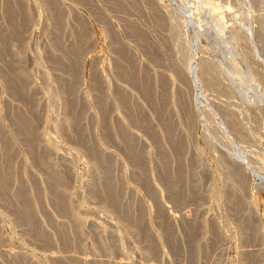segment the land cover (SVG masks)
<instances>
[{"label":"rangeland","instance_id":"1","mask_svg":"<svg viewBox=\"0 0 264 264\" xmlns=\"http://www.w3.org/2000/svg\"><path fill=\"white\" fill-rule=\"evenodd\" d=\"M78 1L82 3L85 0H0V102L4 105L0 125H5L3 131L0 127V146L3 143L5 146L0 148V152L3 151L0 162L3 160L4 163H0V264H54L52 257L69 254L94 258L96 264L98 261L99 264L105 261H110L107 264H264V0H215L221 8L224 7V11L230 5L237 9L226 10L227 15L220 9V15L225 19V23L222 22L219 15L220 23L224 27L228 24L227 29L233 27L228 29L231 32L226 30L227 36L225 34L223 38L217 35V24L209 18L202 0L200 3L204 10L201 8L200 13L204 14L199 13L195 17L191 14L196 11L194 8L199 0H86L82 4ZM144 2L150 3V6L152 2V7ZM153 7L155 10L158 7L159 11L152 10L153 14H148ZM76 9L82 16L77 15ZM14 13H18L17 16ZM152 16L157 17L154 19ZM123 18H126L125 21ZM125 22L128 23L126 28ZM111 24L115 27L111 28ZM75 25L83 26H78V29ZM131 27L134 31L130 30ZM237 27L240 30L237 31ZM127 28L131 33L125 31ZM138 28L141 30L138 31ZM106 30L112 36L118 31L121 38L119 34L108 37L107 32L106 36ZM123 31L128 36H124ZM240 31L243 36L241 38L240 33V40L237 37L239 41L235 39L236 42L230 33L236 35ZM123 44L127 46L124 48ZM137 44L143 51L142 55L135 47ZM238 45L243 54L238 51ZM76 51L79 56L74 54ZM225 51L233 59L227 60L229 54ZM101 58L105 61V77L112 86L119 87H112L111 95L107 94V87L102 86L103 82L98 79L100 76H96L98 72L95 68L100 66L97 59L101 63ZM212 59L214 63H210ZM231 59L238 63L236 67H239L240 77L235 76L236 68L232 65L233 61L229 62ZM204 61L209 62L211 67ZM188 63L193 65V71ZM169 65L173 68L167 67ZM206 69L215 71L208 73ZM155 71L167 75L172 73L171 76H177L178 80L169 83H163L166 82L163 79L153 81L155 76L152 72L155 74ZM231 71H234L233 75ZM251 71L256 72L257 82L249 76ZM92 78L99 82L101 87L98 92L101 95H98L96 89L99 86ZM128 79L131 83L127 82ZM113 94L119 97L114 99L116 95ZM158 95L162 96L161 101ZM107 98L109 110L105 104ZM111 98L118 104L116 108ZM127 100L134 102L135 111ZM126 105L130 112L125 109ZM117 107H121L122 114ZM17 114L25 117L18 119ZM134 117L135 120L131 119ZM12 125L16 126L15 130ZM23 126L26 127L24 132ZM157 128L160 132L155 130ZM4 129L12 139L7 137L9 135ZM126 133L130 134V140H135L126 138ZM12 140L13 143L10 142ZM13 146L17 147L16 151ZM91 146L95 147L92 149ZM101 148L113 152L115 156L109 159L102 157ZM25 151H30V158ZM7 153L11 155L4 158ZM138 155L140 157H136ZM94 161L102 164L96 165ZM55 164L57 167H53ZM152 171L156 172L153 174ZM108 202L113 204V208ZM62 262L55 264H69Z\"/></svg>","mask_w":264,"mask_h":264},{"label":"bare ground","instance_id":"2","mask_svg":"<svg viewBox=\"0 0 264 264\" xmlns=\"http://www.w3.org/2000/svg\"><path fill=\"white\" fill-rule=\"evenodd\" d=\"M82 1H83V0H82ZM85 1H86V0H85ZM85 1H84V2H85ZM90 1H91V0H90ZM103 1H104V0H103ZM106 1H107V0H106ZM111 1H112V0H111ZM117 1H118V0H117ZM147 1L150 2V0H147ZM152 1H153V0H152ZM214 1H215V0H202L203 4L205 5L204 7L207 8V10H208V12H209L208 14H210L209 18H210V17L213 18V19L215 20L214 22H216V24H217V27H218V33H217V35L219 34V35L223 38L224 35L226 34V30H228V29L230 28V26H229V28L227 29L226 27L228 26V24H227V26L224 27V26H223L224 24L222 25V24L220 23V19L222 18L221 20H223V18H224V17H221V15H220V14L224 11V9H222V8H224V7L221 8V7L219 6V4L217 3V4H218V5H217ZM222 1L225 2V0H222ZM222 1H220L219 3H221ZM79 2L81 3V1H78V4H80ZM84 2H82V3H84ZM115 2H116V1H115ZM122 2H123V1H122ZM131 2H132V1H131ZM141 2H142V1H141ZM183 2H184V1H183ZM185 2H186V1H185ZM202 2H201V3H202ZM261 2H262V1H261ZM75 3H77V2H75ZM82 3H81V4H82ZM88 3H89V2H88ZM113 3H114V1H113ZM120 3H121V2L119 1V5L122 4V3H121V4H120ZM126 3H127V2H126ZM144 3H145V5H146V4L148 5V3H146V2H144ZM196 3H197V7L194 8V9H196V11H193V12H192L191 17H195V15H198V14L200 13L201 8H202V7H201L200 0H199V1H196ZM230 3H231V2H230ZM252 3H253V2H252ZM107 4H108V2H107ZM152 4H153V3L151 2V6H150V3H149L148 7H149V6L152 7ZM187 4H188V3H187ZM203 4H202V5H203ZM228 4H229V3H228ZM109 5H111V4L109 3ZM114 5H115V4H114ZM116 5H117V2H116ZM116 5H115V6H116ZM119 5H118V7H119ZM130 5L132 6V4H130ZM130 5H129V7H130ZM147 5H146V6H147ZM154 5H155V4H154ZM154 5H153V6H154ZM15 6H16V5H15ZM78 6H79V5H78ZM84 6H85V5H84ZM122 6H123V7H126L127 5H126V6L122 5ZM184 6H186V5H184ZM184 6H183V7H184ZM187 6H188V5H187ZM195 6H196V5H195ZM225 6H226V4H225ZM236 6H237V5H236ZM8 7H9V6H8ZM79 7H81V6H79ZM110 7H112V6H110ZM129 7H128V8H129ZM142 7H143V3H142ZM142 7H141V8H142ZM188 7H191V6H188ZM188 7H187V8H188ZM204 7L202 8L203 10H204ZM232 7H233V9H232ZM237 7H238V6H237ZM16 8H17V7H16ZM134 8H135V7H134ZM143 8H144V7H143ZM157 8H158V7H157ZM157 8H156V10L159 11V10H158L159 8H158V9H157ZM225 8H226V10H229L230 8H231L232 10H235V9H236V8L234 9V6H233V5H230V6H228V7L226 6ZM262 8H264V7H262ZM18 9H21V7L18 8ZM111 9H112V8H111ZM129 9H130V8H129ZM132 9H133V7H132ZM146 9H147V8H146ZM148 9H149V8H148ZM148 9H147V10H148ZM150 9H151V10H148V11H150V12H148V14H149V13H150V14H153V13H152V10H153V11H156L154 7H153V9H152V8H150ZM188 9H189V8H188ZM220 9H221V13H220ZM240 9H241V8H240ZM109 10H110V9H109ZM117 10H118V9H117ZM119 10H120V8H119ZM134 10H135V9H134ZM144 10H145V9H144ZM147 10H146V11H147ZM189 10H190V9H189ZM191 10H192V9H191ZM205 10H206V9H205ZM222 10H223V11H222ZM226 10L224 11V14H226V13L228 14V11L226 12ZM232 10L229 11V12H232ZM236 10H237V9H236ZM69 11H71V10H69ZM76 11H77V9H76ZM120 11H123V10H120ZM124 11H127V10L125 9ZM142 11H143V10H142ZM146 11H145V12H146ZM201 11H202V10H201ZM238 11H239V10H238ZM242 11H244V10H242ZM261 11H262V10H261ZM13 12H14V11H13ZM72 12H73V11H72ZM131 12H133V10H132ZM225 12H226V13H225ZM233 12H234V11H233ZM263 12H264V11H263ZM77 13H78L77 15L82 16L81 12L77 11ZM119 13H120V12H119ZM123 13H124V12H123ZM128 13H129V15H130V12H128ZM146 13H147V12H146ZM146 13H145V14H146ZM159 13H160V12H159ZM201 13L204 14L203 12H201ZM201 13H200V14H201ZM236 13H237V11H236ZM239 13H242V12H239ZM7 14H8V12H7ZM11 14H12V13H11ZM14 14H15V13H14ZM17 14H18V13H17ZM17 14H15V16H17ZM68 14H69V13H68ZM124 14H125V13H124ZM126 14H127V13H126ZM154 14H155V13H154ZM156 14H157V13H156ZM208 14H207V15H208ZM227 14H226V15H227ZM255 14H256V13H255ZM19 15H20V14H19ZM83 15H84V14H83ZM99 15H100V14H99ZM103 15H104V14H102V16H103ZM122 15H123V14H122ZM219 15H220L221 18L219 17ZM229 15H230V14H229ZM239 15H240V14H239ZM241 15H242V14H241ZM241 15H240V16H241ZM263 15H264V14H263ZM9 16H10V15H9ZM12 16H13V15H12ZM71 16H72V15H71ZM130 16H131V15H130ZM132 16H133V15H132ZM150 16H151V15H150ZM154 16H155V15H154ZM154 16H152V17H154ZM158 16H159V15H158ZM189 16H190V15H189ZM204 16H206V14H205ZM224 16H225V15H224ZM245 16H246V15H245ZM253 16H254V15H253ZM77 17H78V16H77ZM118 17H119V16H118ZM120 17H121V13H120ZM148 17H149V15H148ZM156 17H157V16H156ZM156 17H154V19H156ZM191 17H190V18H191ZM229 17H231V19L233 18L231 15H230ZM229 17H228V18H229ZM238 17H239V16H238ZM12 18H13V17H12ZM81 18H82V17H81ZM126 18H127V16H126ZM126 18H125V19H126ZM129 18H130V17H129ZM146 18H147V17H146ZM150 18H151V17H150ZM200 18H202V16H201ZM204 18H205V17H204ZM234 18H235V17H234ZM239 18H240V17H239ZM251 18H254V17H251ZM82 19H83V18H82ZM123 19H124V18H123ZM123 19H122V20H123ZM125 19H124V21H125ZM131 19H132V18H131ZM131 19H130V20H131ZM147 19H148V18H147ZM158 19H159V18H158ZM193 19H194V18H193ZM226 19H227V18H226ZM261 19H262V18H261ZM263 19H264V18H263ZM6 20H7V19H6ZM9 20H10V19H9ZM11 20H12V19H11ZM77 20H79V19H77ZM80 20H81V19H80ZM119 20H120V19H119ZM224 20H225V19H224ZM224 20H223L222 22L225 23ZM244 20H246V19H244ZM244 20H243V21H244ZM74 21H75V20H74ZM82 21H83V20H82ZM148 21H149V20H148ZM204 21H205V20H204ZM207 21H208V20H207ZM210 21H211V19H210ZM210 21H209V22H210ZM228 21H230V18H229ZM11 22H12V21H11ZM14 22H16V21H14ZM111 22H112V20H111ZM111 22H110V23H111ZM126 22H127V21H126ZM126 22H125V24H126ZM131 22H133V19H132ZM131 22L129 21L128 23H131ZM212 22H213V20L211 21V23H212ZM230 22H231V21H230ZM5 23H6V22H5ZM75 23H76V21H75ZM123 23H124V22H122V24H123ZM128 23H127V24H128ZM149 23H150V22H149ZM154 23H156V21H155ZM158 23H159V22H158ZM158 23H157V24H158ZM206 23H207V22H206ZM79 24H80V23H79ZM81 24H82V22H81ZM122 24H119V25H122ZM127 24L125 25V27H124V26H123V27L126 28ZM139 24H142V23L140 22ZM159 24H160V23H159ZM214 24H215V23H214ZM119 25H118V26H119ZM123 25H124V24H123ZM131 25H132V23H131ZM133 25H134V24H133ZM149 25H150V24H149ZM149 25H147V26H149ZM161 25H162V24H161ZM206 25H207V24H206ZM225 25H226V24H225ZM229 25H230V24H229ZM246 25H247V24H246ZM75 26H77V25H75ZM75 26H74V27H75ZM78 26H79V25H78ZM78 26H77V28H78ZM82 26H83V25H82ZM82 26L80 25L79 27H82ZM110 26H111V28H114V27H115V25H113L114 27H112V24H111ZM147 26H145V27H147ZM157 26H158V25H157ZM210 26H211V25H210ZM214 26H215V25H214ZM214 26H213V27H214ZM248 26H249V25H248ZM248 26H247V27H248ZM262 26H263V25H262ZM6 27H7V26H6ZM129 27H130V25H129ZM142 27H143V26H142ZM155 27H156V25L153 27V29H154ZM206 27H207V26H206ZM206 27H205V28H206ZM213 27H212V28H213ZM77 28H75V29H77ZM111 28L109 27V31L111 30ZM120 28H121V27H120ZM139 28H140V26H139ZM139 28L137 29L138 31L141 30V29H139ZM160 28H161V27H160ZM160 28L158 27V29H160ZM205 28H204V29H205ZM207 28H209V27H207ZM210 28H211V27H210ZM231 28H233V27H231ZM231 28H230V29H231ZM14 29H15V28H14ZM69 29H70V28H69ZM78 29H79V28H78ZM78 29H77V30H78ZM106 29L108 30L107 27H106ZM131 29H134V28L131 27L130 30H131ZM144 29H145V28H144ZM144 29H143V30H144ZM204 29H203V30H204ZM238 29L240 30L239 27H237V31H238ZM16 30H17V29H16ZM107 30L105 31V35H106ZM115 30H116V28H115ZM135 30H136V28H135ZM146 30H147V29H146ZM160 30H161V29H160ZM160 30H159V31H160ZM205 30H206V29H205ZM205 30H204V31H205ZM250 30H251V29H250ZM11 31H12V30H11ZM70 31H71V33L73 32L72 29H71ZM78 31H79V30H78ZM82 31H83V30H82ZM125 31H128V32H129V28H127V30H125ZM131 31H134V30H131ZM148 31H149V30H148ZM197 31H198V30H197ZM201 31H202V30H201ZM206 31H208V30H206ZM228 31L231 32V30H228ZM233 31H234V29H233ZM74 32H75V31H74ZM117 32H118V31L114 32V34H115V35H116V34H119V33H117ZM128 32H127V33H128ZM142 32H143V33H142ZM153 32H154V31H153ZM156 32H157L156 35H158L159 32L157 31V29H156ZM160 32H161V31H160ZM198 32H200V31H198ZM210 32H211V30H210ZM234 32H236V30H235ZM234 32H232V33H230V34H233V39H234V40H235V39L238 40V38H239V34L241 33V31H240V32H237L238 36H236L237 34L235 35ZM244 32H245V31H244ZM244 32H243V33H244ZM17 33H18V32H17ZM107 33H109V32H107ZM110 33H111V32H110ZM110 33H109V34H110ZM112 33H113V30H112ZM123 33H124V31H123ZM129 33H131V32H129ZM138 33H139V32H138ZM141 33L144 34V31H141ZM200 33H202V32H200ZM206 33H207V32H206ZM213 33H214V32H213ZM213 33H210V34H213ZM227 33L229 34V32H227ZM14 34H15V32H14ZM109 34H108V37H111L112 34H110V35H109ZM114 34H113V36H114ZM132 34H133V33H132ZM139 34H140V33H139ZM148 34H149V33H148ZM154 34H155V33H154ZM126 35L128 36V34H126ZM126 35H125V33H124V36H126ZM144 35H145V34H144ZM156 35H155V36H156ZM197 35H198V34H197ZM206 35H207V34H206ZM213 35H214V34H213ZM219 35H218V36H219ZM241 35L243 36L242 33L240 34V36H241ZM106 36H107V35H106ZM113 36H112V37H113ZM116 36H117V35H116ZM119 36H120V38H121V35H120V34H119ZM119 36H118V37H119ZM135 36H136V34H135ZM142 36H143V35H142ZM150 36H151V35H150ZM158 36H159V35H158ZM198 36H199V35H198ZM207 36H208V35H207ZM214 36H215V35H214ZM226 36H227V34H226ZM230 36H231V35H230ZM242 36H241V38H242ZM244 36H245V35H244ZM3 37H4V36H3ZM12 37H13V36H12ZM118 37H117V38H118ZM139 37H140V36H139ZM145 37H146V36H145ZM148 37H149V36H148ZM237 37H238V38H237ZM133 38H134V37H133ZM133 38H131V39H133ZM141 38H142V37H141ZM141 38H140V39H141ZM199 38H200V37H199ZM203 38H205V35H204ZM228 38H229V37H228ZM244 38H245V37H244ZM131 39H130V40H131ZM136 39H138V38H136ZM208 39H209V38H208ZM214 39H215V38H214ZM120 40H121V39H119V41H120ZM142 40H143V39H142ZM200 40L202 41V39H200ZM219 40H220V39H219ZM219 40H218V41H219ZM229 40H230V39H229ZM231 40H232V37H231ZM239 40H240V38H239ZM239 40H238V41H239ZM246 40H247V39H246ZM115 41H118V39H115ZM121 41H122V40H121ZM126 41H127V40H126ZM131 41H132V40H131ZM204 41H205V40H204ZM215 41H216V40H215ZM220 41H221V40H220ZM232 41H233V40H232ZM232 41H230V42H232ZM235 41H236V40H235ZM241 41H243V39H242ZM241 41H240V42H241ZM74 42H75V41H74ZM128 42H129V40H128ZM144 42H145V41H144ZM144 42H143V44H144V46H145L146 44H145ZM212 42H213V41H212ZM236 42H237V41H236ZM236 42H235V44H236ZM240 42H238V43H240ZM115 43H116V42H115ZM118 43H119V42H118ZM123 43H124V41H123ZM133 43H135V42H133ZM198 43H199V41H198ZM208 43H209V42H208ZM215 43H216V42H215ZM215 43H214V44H215ZM220 43H221V42H220ZM224 43H225V42H224ZM238 43H237V44H238ZM241 43H242V42H241ZM121 44H122V42H121ZM131 44H132V43H131ZM135 44H136V43H135ZM154 44H155V43H154ZM199 44H200V43H199ZM217 44H218V43H216V46H215V47H217ZM226 44H227V43H226ZM226 44H225V47H226ZM233 44H234V42H233ZM72 45H73V44H72ZM72 45H71V46H72ZM77 45H78V44H77ZM79 45H80V44H79ZM123 45H124V44H123ZM150 45H151V44H150ZM150 45H149V46H150ZM228 45H229V44H228ZM243 45H244V44H243ZM75 46H76V45H75ZM118 46H119V44H118ZM118 46H116V47L118 48ZM120 46H122V45H120ZM126 46H127V45H126ZM126 46L124 45L123 47L125 48ZM137 46H139V45H138V44L135 45V47H137ZM153 46H154V45H153ZM202 46H204V45H202ZM208 46H209V45H208ZM218 46H219V45H218ZM222 46H223V45H222ZM222 46H221V47H222ZM234 46H235V45H234ZM244 46H245V45H244ZM244 46H243V49H244ZM77 47H78V46H77ZM142 47H143V46H142ZM199 47H200V45H199ZM215 47L213 46V50L215 49ZM235 47H236V46H235ZM238 47H239V48H238V51H240V50H241V48H240L241 46L238 45ZM71 48H74V47H71ZM75 48H76V47H75ZM120 48H122V47H120ZM120 48H119V49H120ZM127 48L130 49L131 47H127ZM138 48H139V47H137V49H138ZM202 48H203V47H202ZM227 48H228V47H227ZM80 49H81V47H80ZM143 49H144V47H143ZM143 49H142V50H143ZM154 49H155V48H154ZM185 49H186V48H185ZM208 49H209V48H208ZM218 49H219V48H218ZM224 49H225V48H224ZM239 49H240V50H239ZM243 49H242V50H243ZM76 50H77V49H76ZM116 50H117V49H116ZM138 50H139V52H141V51H140V50H141L140 48H139ZM203 50H204V49H203ZM215 50H216V49H215ZM220 50H221V49H220ZM220 50H219V51H220ZM226 50H227V49H226ZM78 51H79V48H78ZM80 51H81V50H80ZM121 51H122V50H120L119 52H121ZM130 51H131V50H130ZM147 51H148V50H147ZM150 51H151V50H150ZM219 51L217 50V52H219ZM227 51H228V50H227ZM71 52H72V49H71ZM119 52H117L118 57L120 56V54H118ZM132 52H134V50H133ZM205 52H206V51H205ZM215 52H216V51H215ZM222 52H223V51H222ZM225 52H226V51H225ZM228 52H229V51H228ZM240 52H241L242 54L244 53L243 51H240ZM72 53H73V52H72ZM75 53H77L76 56H79V54H78L77 51L74 52V54H75ZM122 53H123V52H122ZM122 53H121V54H122ZM142 53H143V51L141 52V55H142ZM145 53H146V52H145ZM147 53H149V52H147ZM226 53H227V52H226ZM226 53H225V54H226ZM68 54H69V53H68ZM74 54H72V56H75ZM125 54H126V53H124V55H125ZM219 54H220V52H219ZM225 54H223V55H225ZM228 54H229V53H227V55H228ZM234 54H235V53H234ZM239 54H240V53H239ZM242 54H241V55H242ZM124 55H123V58L125 57ZM144 55H146V54H144ZM144 55H143L142 57H144ZM209 55H210V54H209ZM209 55H208V56H209ZM221 55H222V53H221ZM227 55H226V57H227ZM244 55H247V54H244ZM70 56H71V55H70ZM121 56H122V55H121ZM129 56H130V55H129ZM133 56H134V55H133ZM210 56H211V55H210ZM247 56H248V55H247ZM67 57H68V56H67ZM131 57H132V56H131ZM136 57H137V55H135V58H134L135 61H136V59L138 58V57H137V58H136ZM217 57H218V56H217ZM238 57H239V56H238ZM238 57H237V58H238ZM241 57H242V56H241ZM243 57H244V56H243ZM243 57H242V58H243ZM96 58H98V57H96ZM119 58H120V57H119ZM127 58H129V57H127ZM220 58H221V57H220ZM230 58H232V56H230V54H229V58H227V60L230 59ZM248 58H249V57H248ZM69 59H70V57H69ZM71 59H72V57H71ZM74 59H77V57H76V58L74 57ZM120 59H121V58H120ZM204 59L206 60L207 58H204ZM204 59H203V60H204ZM222 59H223V58H222ZM232 59H233V58H232ZM232 59L229 61L230 63L233 61ZM103 60H104V59L101 58V63H100V62L98 61V59H97V63H99L100 66H99V64L97 65L96 62H95V64H96L97 66H99V67H97V68L94 67V68L97 69V72H98V74H96V76L99 75L100 77H99L98 79L101 80V83L103 82V85H102V84H101V85H102V86H105L104 88L107 87V91H108L107 94L110 93V95H111V94H112V91L114 90V89L112 90V87H114L115 85L112 86L113 84L111 85V84L109 83V81H108V78L105 77V75H104V66H103V65L105 64V63H104L105 61L103 62ZM225 60H226V59H225ZM235 60H236V58H235ZM244 60H245V58H244ZM73 61H74V60H73ZM118 61H123V59H122V60H118ZM139 61H140V59H139ZM139 61H138V63H139V64H140V63L142 64V62H139ZM173 61H174V60H173ZM189 61H190V60H189ZM207 61H209V60L207 59ZM212 61H213V59L210 61V63H211ZM242 61H243V60H242ZM245 61H246V60H245ZM248 61H249V60H248ZM126 62H127V61H124V63H126ZM136 62H137V61H136ZM168 62H169V61H168ZM175 62H176V61H175ZM175 62H174V64H175ZM204 62L207 63L206 61H204ZM214 62H215V61H213V63H214ZM218 62H219V61H218ZM246 62H247V61H246ZM119 63H120V62H119ZM119 63H118V64H119ZM143 63H144V61H143ZM208 63H209V62H208ZM208 63H207V64H208ZM210 63H209V64H210ZM221 63H223V61H222ZM236 63H237V62H234V61L232 62V65L234 64L236 69L234 70V66H233V69H232V70H234L235 72H234V71H231V72H232V75H233V72H234L235 76L238 75V76L240 77V76H241V75H240L241 72H239V71H240V70H239V67H238V66H237L238 68L236 67ZM250 63H251V62H250ZM115 64H116V63H115ZM121 64H123V63H121ZM126 64H127V63H126ZM168 64H169V63H168ZM168 64H167V65H168ZM174 64L172 63V65H174ZM190 64H191V61H190ZM207 64H205V65H207ZM225 64H227V62H226ZM225 64H224V65H225ZM237 64H238V63H237ZM244 64H245V63H244ZM246 64H247V63H246ZM69 65H70V64H69ZM116 65H117V64H116ZM143 65H144V64H143ZM172 65H171V67H172ZM188 65H189V63H188ZM200 65H201V64H200ZM212 65H213V64H212ZM247 65H248V64H247ZM247 65H246V66H247ZM252 65H253V64H252ZM119 66H120V65H119ZM122 66H123V65H122ZM126 66H127V65H126ZM189 66H190V65H189ZM192 66H193V65H192ZM192 66H190V67L192 68ZM214 66H216V64H214ZM222 66H223V65H222ZM243 66H244V65H243ZM248 66H250V65H248ZM124 67H125V66H124ZM167 67L170 68V65L167 66ZM187 67H188V66H187ZM198 67H200V66H198ZM209 67H211V64L209 65ZM219 67H220V66H219ZM251 67H253V66H251ZM251 67H249V69H251ZM73 68H74V67H73ZM114 68H115V67H114ZM114 68H113V69H114ZM119 68H120V67H118V68H117V72H115V74L117 73V75H118V73H119ZM122 68H123V67H122ZM127 68H129V67L127 66ZM133 68H134V66H133ZM142 68H143V67H142ZM144 68H146V67H144ZM172 68H173V67H172ZM172 68H170V69H172ZM202 68H203V67H202ZM216 68H218V66H217ZM224 68H225V67H224ZM74 69H75V68H74ZM136 69H137V68H136ZM140 69H141V68H140ZM188 69H190V68H188ZM204 69H205V67H204ZM204 69H203V71H205ZM208 69H209V68H208ZM219 69H220V68H219ZM237 69H238L239 71H238ZM252 69H253V68H252ZM68 70H69V69H68ZM114 70H115V69H114ZM121 70H122V69H121ZM121 70H120V71H121ZM129 70H130V69H129ZM142 70H143V69H142ZM193 70H194V67L191 69V71H193ZM201 70H202V69H201ZM201 70H200V71H201ZM206 70H207V69H206ZM220 70H221V69H220ZM227 70H228V69H227ZM72 71H73V70H72ZM124 71H125V70H124ZM130 71H131V70H130ZM139 71H140V70H139ZM143 71H146V70H143ZM209 71H211V70H209ZM209 71L207 70L208 73H209ZM213 71H215V70H212L211 72L213 73ZM254 71H256V70H254ZM94 72L96 73L95 70H93V73H94ZM127 72H128V71H127ZM136 72H137V71H136ZM216 72H217V69H216ZM251 72H252V71H251ZM0 73H1V72H0ZM69 73H70V72H69ZM69 73H68V74H69ZM140 73H141V72H140ZM152 73H153L152 75L155 76V77L153 78V81H155V79H156V80H160V81H162L161 79H163V80L166 81V82H163V83H169V82L172 81V80H174V82H175V80H178V79H177L178 77L176 76L177 74H175V75L173 74L174 76L177 77V78H176V77L173 78V77L171 76L172 73L169 74V75L164 74V73H160V72L158 73V72H156V71H155V74H156V75L154 74V72H152ZM205 73H206V72H205ZM212 73H210V74H212ZM218 73H219V70H218ZM218 73H217V75H218ZM255 73H256V72H255ZM255 73L252 72V74H249V76L251 75L252 78H253L252 80H254V81L257 82L259 79L256 78ZM2 74H3V73H2ZM66 74H67V73H66ZM115 74H114V76H115ZM120 74L122 75L123 73H120ZM132 74L134 75V73H131V75H132ZM135 74H136V73H135ZM138 74H139V73H138ZM146 74H147V73H146ZM179 74L182 76L181 73H179ZM215 74H216V73H215ZM220 74H221V73H220ZM223 74H224V73H223ZM258 74H259V73H258ZM258 74H257V76H260V75H258ZM69 75H70V74H69ZM117 75H116V76H117ZM136 75H137V74H136ZM139 75H140V74H139ZM142 75H143V74H142ZM213 75H214V74H213ZM230 75H231V74H230ZM92 76L94 77V74H93ZM123 76H124V75H123ZM123 76H122V78H123ZM148 76H149V74H148ZM153 76H152V77H153ZM178 76H179V75H178ZM207 76H208V75H207ZM238 76H236V77H238ZM71 77H72V75H71ZM71 77H70V79H71ZM73 77H74V76H73ZM130 77H131V76H130ZM133 77H135V76H133ZM138 77H139V76H137V78H138ZM152 77H148V78L152 79ZM209 77H210V76H209ZM211 77H213V76H211ZM217 77H219V76H217ZM242 77H244V76H242ZM68 78H69V77H68ZM74 78H75V77H74ZM95 78H97V77H95ZM125 78H126V76H125ZM135 78H136V77H135ZM137 78H136V79H137ZM139 78H140V77H139ZM144 78H145V77H144ZM144 78H143V79H144ZM179 78H180V77H179ZM215 78H216V76H215ZM224 78H225V77H224ZM259 78H260V77H259ZM92 79H93V78H92ZM92 79H91V81H92ZM116 79H117V77H116ZM129 79H130V78H129ZM129 79L127 80V82L129 81V83H131V81H130ZM229 79H230V78H229ZM233 79H234V78H233ZM250 79H251V78H250ZM256 79H257V80H256ZM2 80H3V79H2ZM99 80H98V81H99ZM122 80H125V79L123 78ZM217 80H218V79H217ZM220 80H221V79H220ZM222 80H224V79H222ZM260 80H261V79H260ZM93 81H94V79H93ZM139 81H141V80L139 79ZM181 81H182V80H181ZM242 81H243V80H242ZM244 81H245V79H244ZM137 82H138V81H137ZM141 82H142V81H141ZM149 82H151V80H150ZM177 82H180V81H177ZM233 82H234V81H233ZM236 82H237V81H236ZM3 83H4V82H3ZM94 83H97V85L99 84V82H97L96 80L94 81ZM153 83H154V82H152V84H153ZM157 83H158V82H156V85H158ZM171 83H172V82H171ZM180 83H181V82H180ZM180 83H179V84H180ZM215 83H216V82H215ZM219 83H220V82H219ZM222 83H223V82H222ZM222 83H221V84H222ZM228 83H229V82H228ZM242 83H243V82H242ZM242 83L240 84L241 86H242ZM259 83H260V81H259ZM4 84H5V83H4ZM4 84H2V85H4ZM118 84H119V83H118ZM135 84H136V83H135ZM150 84H151V83H150ZM154 84H155V83H154ZM159 84H160V83H159ZM176 84H177V83H176ZM182 84H183V82H182ZM211 84H212V83H211ZM217 84H218V83H217ZM217 84H216V85H217ZM221 84H220V87H221ZM237 84H239V81L237 82ZM243 84H244V83H243ZM254 84H256V83H254ZM5 85H7V84H5ZM93 85H94V84H93ZM93 85H92V86H93ZM97 85H96V88H97L98 86H99V87H98V89H96V90H97V93H99L100 91L98 92V90H99V88H100L101 86H100V85L97 86ZM120 85H121V84H120ZM133 85H134V84H133ZM144 85H145V84H144ZM148 85H149V84H148ZM170 85H171V84H170ZM174 85H175V84H174ZM212 85H213V84H212ZM216 85H214V86L217 87ZM256 85H258V84H256ZM260 85H262V84H260ZM94 86H95V85H94ZM94 86H93V87H94ZM116 86H117V85H116ZM140 86H141V85H140ZM145 86H146V85H145ZM162 86H163V84H162ZM166 86H168V85H166ZM177 86H178V84L176 85V87H177ZM246 86H247V85H246ZM258 86H259V85H258ZM258 86H257V87H258ZM263 86H264V84H263ZM93 87H92V88H93ZM121 87H123V86L121 85ZM138 87H139V86H138ZM151 87H152V86H151ZM151 87H150V88H151ZM153 87H154V86H153ZM174 87H175V86H174ZM218 87H219V86H218ZM223 87H224V86H223ZM223 87H222V88H223ZM251 87H252V86H251ZM114 88H115V87H114ZM117 88H119V87L117 86ZM117 88H115V89H117ZM141 88H142V87H141ZM155 88H158V87H155ZM159 88H160V87H159ZM178 88H179V87H178ZM182 88H183V87H182ZM229 88H230V87H229ZM231 88H232V87H231ZM244 88H245V87H244ZM248 88H249V86L247 87V90H248ZM259 88L262 89L261 86H260ZM4 89H5V88H4ZM146 89H148V88H146ZM152 89H153V88H152ZM152 89H151V90H152ZM167 89H168V88H167ZM176 89H177V88H176ZM180 89H181V88H180ZM250 89H251V88H250ZM252 89H253V88H252ZM252 89H251L250 91H253ZM257 89H258V88H257ZM263 89H264V88H263ZM94 90H95V87H94ZM94 90H93V91H94ZM100 90H101V89H100ZM118 90H119V89H118ZM120 90H121V89H120ZM123 90H124V89H123ZM144 90H145V89H144ZM151 90H150V92H151ZM155 90H156V89H155ZM165 90H166V89H165ZM165 90H163V91H165ZM168 90H169V89H168ZM168 90H167V91H168ZM171 90H172V89H171ZM181 90H182V89H181ZM216 90H217V88H216ZM224 90H225V88H224ZM233 90H234V89H233ZM247 90L245 89V91H247ZM259 90H260V89H259ZM0 91H1V86H0ZM5 91H6V90H5ZM5 91H4V92H5ZM105 91H106V90H104V92H105ZM116 91H117V90H116ZM124 91H125V90H124ZM148 91H149V90H148ZM157 91H158V90H157ZM217 91H218V90H217ZM256 91H257V90H255V92H256ZM118 92H119V91H118ZM125 92H126V91H125ZM145 92H147V90H146ZM145 92H144V93H145ZM159 92H160V91H159ZM169 92H170V91H169ZM175 92H177V90H176ZM229 92H230V91H229ZM233 92H234V91H233ZM240 92H241V91H240ZM260 92H261V90H260ZM0 93H1V92H0ZM114 93H115V92H114ZM121 93H122V92L118 93V95H120ZM154 93H155V92L151 93V95H153ZM220 93H223V92H220ZM247 93H248V91H247ZM261 93H263V90H262ZM105 94H106V92H105ZM105 94H104V96H105ZM107 94H106V95H107ZM140 94H141V92H140ZM160 94H161V93H160ZM165 94H166V93H165ZM170 94H171V92H170ZM182 94H183V92H182ZM225 94H226V93H225ZM229 94H230V93H229ZM248 94H249V93H248ZM89 95H90V94H89ZM98 95H101V94L99 93ZM113 95H116V94H113ZM118 95H116L115 97L113 96L114 99H116V97H119ZM124 95H125V94H124ZM127 95H128V94H127ZM134 95H135V94H134ZM137 95H139V94H137ZM167 95H169V93H168ZM173 95H174V93H173ZM243 95H244V94H243ZM263 95H264V94H263ZM83 96H84V95H83ZM122 96H123V95H121L120 98H121ZM143 96H144V95H143ZM146 96H147V95H146ZM170 96H171V95H170ZM170 96H169V97H170ZM181 96H182V95H181ZM258 96H259V95H258ZM99 97H100V96H99ZM107 97L109 98L108 95H107ZM144 97H145V96H144ZM144 97H143V98H144ZM158 97H159V95H158ZM242 97H244V96H242ZM245 97H246V96H245ZM84 98H85V97H84ZM104 98H105V97H104ZM104 98H103V99H104ZM108 98H107L106 103H105V104L107 105L106 109H108V104H107V102H108ZM120 98H119V99H120ZM127 98H128V97H127ZM139 98H140V97H139ZM154 98H155V97H154ZM156 98H157V97H156ZM159 98H160V101H161L162 96L159 97ZM175 98H176V93H175ZM180 98H181V97H180ZM105 99H106V98H105ZM109 99H110V98H109ZM111 99H112V98H111ZM114 99H112L113 102H115ZM124 99L126 100L125 96H124ZM128 99H129V98H128ZM136 99H137V97H136ZM140 99H141V98H140ZM151 99H152V98H151ZM167 99H168V98H167ZM84 100H87V99L85 98ZM146 100H147V99H146ZM156 100H157V99H156ZM170 100H171V98H170ZM170 100H169V102H170V104H171V101H170ZM173 100H174V98H173ZM117 101H118V99H117ZM119 101H120V100H119ZM154 101H155V100H154ZM182 101H183V100H182ZM2 102H3V101H2ZM85 102H86V101H85ZM87 102H88V101H87ZM110 102H111V100H110ZM110 102H109V103H110ZM121 102H122V104H123V100H122ZM124 102H125V101H124ZM128 102H130V101L127 100V103H128ZM131 102H132V101H131ZM131 102H130V103H131ZM138 102H139V101H138ZM164 102H165V101H164ZM164 102H163V103H164ZM166 102H167V101H166ZM174 102H175V101H174ZM252 102H253V101H252ZM115 103H116V102H115ZM118 103H119V102H118ZM133 103H134V102H133ZM133 103L130 104V107L133 106V105H132ZM155 103H156V101H155ZM158 103H160V102H158ZM2 104H3V103L0 102V114H1V113L4 114V112H2L3 109H4V105H2ZM4 104H5V103H4ZM120 104H121V103H120ZM120 104H119V106H121ZM167 104H168V103H167ZM170 104H168V105H170ZM173 104H174V103H173ZM175 104H176V103H175ZM175 104H174V105H175ZM106 105H104V106H106ZM116 105L118 106V104H117V103L114 104L115 108H116ZM124 105H125V104H123V108H124ZM128 105H129V104H128ZM137 105H138V103H137ZM171 105H172V104H171ZM171 105H170V106H171ZM259 105H260V104H259ZM5 106H7V104H6ZM112 106H113V105H112ZM150 106H151V104H150ZM157 106H159V104H158ZM172 106H173V105H172ZM181 106H183V105H181ZM261 106H262V105H261ZM128 107H129V106H128ZM139 107H140V106H139ZM175 107H176V106H175ZM258 107H259V106H258ZM110 108H111V107H110ZM115 108H114V110L117 111ZM117 108H118V107H117ZM123 108H122V109H123ZM133 108H134V111H135V108H137V107H134V106H133ZM151 108H152V107H151ZM163 108H165V107H163ZM167 108H168V107H167ZM167 108H166V109H167ZM172 108H174V106H173ZM176 108L179 109L178 106H177ZM118 109H119L118 111L120 112L121 107L118 108ZM125 109L129 111V108H127V105H126V108H125ZM140 109H141V108H140ZM157 109H158V107H157ZM157 109H155V110H157ZM177 109H176V110H177ZM181 109H183V107H182ZM8 110H9V109H8ZM108 110H109V109H108ZM108 110H106V111L109 112ZM131 110H132V109H131ZM136 110H137V109H136ZM160 110H161V109H160ZM4 111H5V110H4ZM9 111H10V110H9ZM104 111H105V110H104ZM118 111H117V112H118ZM178 111H179V110H178ZM178 111H177V112H178ZM182 111H183V110H182ZM182 111H181V112H182ZM122 112H123V111H122ZM129 112H130V111H129ZM105 113H106V112H105ZM120 113H121V112H120ZM153 113H154V112H153ZM20 114H21V113H20ZM121 114H122V113H121ZM125 114H126V113H125ZM125 114H124V115H125ZM131 114H132V113H131ZM131 114H130V115H131ZM155 114H157V113H155ZM12 115H13V114H12ZM12 115H11V116H12ZM107 115H108V114H107ZM124 115H123V116H124ZM20 116H21V115H20ZM121 116H122V115H121ZM127 116H128V115H127ZM127 116H126V117H127ZM139 116H140V115H139ZM152 116H153V115H152ZM152 116H151V117H152ZM229 116H230V115H229ZM3 117H5V115H4ZM17 117H19L18 114H17ZM22 117H25V116H22ZM22 117H19L18 119H20V118L22 119ZM130 117H131V116H130ZM130 117H129V118H130ZM135 117H136V116H135ZM135 117H134V118H131V119H134V120H135ZM154 117H157V116L155 115ZM0 118H1V116H0ZM7 118H8V117H7ZM124 118H125V117H124ZM137 118H139V117H137ZM137 118H136V119H137ZM5 119H6V118H5ZM16 119H17V118H16ZM18 119H17V120H18ZM111 119H112V118H111ZM125 119H126V118H125ZM125 119H124V120H125ZM139 119H140V118H139ZM154 119H155V118H154ZM228 119H229V117H228ZM231 119H232V118H231ZM0 120H1V119H0ZM12 120H13V118H12ZM22 120H23V119H22ZM22 120H21V121H22ZM113 120H114V119H113ZM121 120H122V119L120 118V121H121ZM126 120H127V119H126ZM126 120H125V121H126ZM129 120H130V119H129ZM129 120H128L127 123H129ZM134 120H133V121H134ZM7 121H8V120H7ZM19 121H20V120H19ZM19 121H18V122H19ZM21 121H20V122H21ZM67 121H69V119H68ZM110 121H111V120H110ZM131 121H132V120H131ZM131 121H130V122H131ZM137 121H138V120H137ZM141 121H142V120H141ZM230 121H231V120H230ZM0 122H1V121H0ZM9 122H10V121H9ZM112 122H114V121H112ZM154 122H155V121H154ZM10 123H11V122H10ZM13 123H14V120H13ZM16 123H17V121H16ZM28 123H29V122H28ZM28 123H27V124H28ZM125 123H126V122H125ZM127 123H126V125H128ZM134 123H136V122H134ZM140 123H141V122H140ZM144 123H145V122H144ZM14 124H15V123H14ZM17 124H19V123H17ZM20 124H21V123H20ZM112 124H113V123H112ZM121 124H122V123H121ZM121 124H120V125H121ZM158 124H159V123H158ZM2 125H3V122H2ZM9 125H11V124H9ZM9 125H8V126H9ZM68 125H69V124H68ZM133 125H134V124H133ZM156 125H157V124H156ZM164 125H165V124H164ZM18 126H19V125H18ZM18 126H17V127H18ZM95 126H96V125H95ZM113 126H114V124H113ZM124 126H125V125H124ZM124 126H122V127H124ZM130 126H131V125H130ZM139 126H141V125H139ZM160 126H162V125H160ZM160 126H159V127H160ZM166 126H167V125H166ZM0 127H1V130L3 131L2 128H5V125H4V127H2V126L0 125ZM12 127H13V129L15 130V127H16V126L14 127V126L12 125ZM26 127H28V125H27ZM26 127L23 126V129H24V128L26 129ZM29 127H31V126H29ZM29 127H28V128H29ZM97 127H98V126H97ZM108 127H109V126H108ZM114 127H115V126H114ZM116 127H117V126H116ZM119 127L121 128V126H119ZM152 127H153V126H152ZM9 128H10V127H9ZM69 128H70V127H69ZM69 128H68V130H69ZM109 128H110V127H109ZM120 128H119V129H120ZM125 128H126V127H125ZM125 128H124V131H125ZM135 128H136V127H135ZM155 128H156V127H155ZM162 128H163V126H162ZM18 129H19V128H18ZM23 129H22V130H23ZM25 129L23 130V132L25 131ZM103 129H104V128H103ZM105 129H106V128H105ZM153 129H154V128H153ZM159 129H161V128H159ZM163 129H164V128H163ZM29 130H31V128H30ZM111 130H112V127H111ZM113 130H114V129H113ZM113 130H112V131H113ZM115 130H116V129H115ZM121 130H122V129H121ZM141 130H142V129H141ZM155 130H158V128L155 129ZM155 130H154V131H155ZM4 131L8 133L7 130L4 129ZM17 131H18V130H17ZM19 131H20V130H19ZM103 131H104V130H103ZM116 131H117V130H116ZM118 131H119V130H118ZM158 131H159V130H158ZM158 131H157V132H158ZM161 131H162V130H161ZM165 131H166V129H165ZM97 132H98V131H97ZM100 132H101V131H100ZM113 132H114V131H113ZM159 132H160V131H159ZM163 132H164V131H163ZM1 133H2V132H1ZM26 133H27V132H26ZM28 133H29V132H28ZM105 133H106V132H105ZM114 133H115V132H114ZM119 133H120V131H119ZM14 134H15V133H14ZM22 134H23V133H21V135H22ZM31 134H32V132L30 133V135H31ZM98 134H99V132H98ZM117 134H118V132H117ZM124 134H125V133H124ZM126 134L128 135L129 133H126ZM131 134H132V133H131ZM167 134H168V133H167ZM8 135H9V133H8ZM28 135H29V134H28ZM103 135H104V133H103ZM107 135H108V134H107ZM110 135H112V134H110ZM114 135H116V133H115ZM122 135H123V134H122ZM129 135H130V134H129ZM129 135H128V137H126V136H125V137H126V138H129V140H130ZM134 135H136V134H134ZM162 135H163V133H162ZM162 135H161V137H162L161 139H164V137H163ZM169 135H170V134H169ZM0 136H1V134H0ZM6 136H7V135H6ZM18 136L20 137V135H18ZM18 136H15V137H18ZM23 136H26V135H23ZM112 136H113V135H112ZM118 136H119V135H118ZM118 136H116V138H117ZM138 136H139V135H138ZM159 136H160V135H159ZM3 137H4V136H3ZM7 137H9L10 139H12L10 135L7 136ZM99 137H101L100 134H99ZM114 137H115V136H114ZM121 137H122V136H121ZM123 137H124V136H123ZM123 137H122V138H123ZM24 138H25V137H24ZM31 138H32V136H31ZM96 138H97V137H96ZM118 138H119V137H118ZM118 138H117V139H118ZM131 138H132V137H131ZM137 138H138V137H137ZM139 138H140V137H139ZM139 138H138V139H139ZM166 138H167V137H166ZM10 139H9V140H10ZM16 139H17V138H16ZM100 139H101V138H100ZM111 139H112V138H111ZM119 139H120V138H119ZM123 139H124V138H123ZM3 140H4V139H3ZM5 140H6V139H5ZM7 140H8V139H7ZM9 140H8V141H9ZM17 140H19V139H17ZM21 140H22V139H21ZM104 140H105V139H103V141H104ZM127 140H128V139H127ZM129 140H128V141H129ZM132 140H135V138L131 139L130 141H132ZM168 140H169V139H168ZM13 141H14V140H12V141H10V142L13 143ZM26 141H27V140H26ZM30 141H31V140H30ZM95 141H96V140H95ZM97 141H98V140H97ZM97 141H96V142H97ZM101 141H102V140H101ZM115 141H116V140H115ZM119 141H120V140H119ZM164 141H165V140H164ZM4 142H5V141H4ZM17 142L20 143V141H17ZM31 142H32V141H31ZM110 142H111V141H110ZM117 142H118V140H117ZM121 142H122V141H121ZM125 142H126V141H125ZM168 142H169V141H168ZM118 143H119V142H118ZM122 143H123V142H122ZM128 143H129V142H128ZM133 143H134V142H133ZM133 143H132V145H133ZM164 143H165V142H164ZM3 144H4V143H3ZM3 144H2V146H0V148L5 147V146H3ZM29 144H30V143H29ZM97 144H98V142H97ZM126 144H127V143H126ZM126 144H125V145H126ZM129 144H130V143H129ZM12 145H13V144H12ZM14 145H15V143H14ZM21 145H22V144H21ZM31 145H32V144H31ZM99 145H101V144L99 143ZM132 145H131V147H132ZM165 145H166V143H165ZM169 145H170V144H169ZM16 146H17V145H16ZM22 146L24 147L25 145H22ZM27 146H29V145L27 144ZM97 146H98V145H97ZM97 146H96V147H97ZM123 146H124V145H123ZM133 146H135V145H133ZM166 146H167V145H166ZM6 147H7V146H6ZM13 147H14V146H13ZM13 147H12V148L10 147V149L13 150ZM51 147H52V146H51ZM94 147H95V146H94ZM94 147H93V148H94ZM100 147H102V146H100ZM24 148H25V147H24ZM26 148H27V147H26ZM91 148H92V146H91ZM93 148H92V149H93ZM102 148H103V147H102ZM102 148H101V150H102ZM165 148H166V147H165ZM2 149H3V148H2ZM5 149H6V148H5ZM14 149H15V147H14ZM16 149H17V147H16ZM16 149H15V151H16ZM18 149H19V147H18ZM28 149L30 150V148H28ZM92 149H91L90 151H92ZM96 149H97V148H96ZM98 149H100V148L98 147ZM129 149H130V146H129ZM136 149H137V148H136ZM6 150H7V149H6ZM23 150H24V149H23ZM25 150H26V149H25ZM31 150H32V149H31ZM132 150H133V148H132ZM167 150H168V148H167ZM102 151H103V155H102V157H106V158L108 157V159H109V157L111 158V157L115 156V154H114L113 152H111V151H109V150H107V149H104V150H102ZM126 151H128V149H126ZM135 151H136V150H135ZM168 151H169V150H168ZM2 152H3V151H2ZM2 152H0V153H2ZM5 152H6V151H5ZM18 152H20V150H19ZM28 152H30V151H28ZM28 152L25 151V153H27V154H28ZM35 152H37V151H35ZM100 152H101V151H100ZM130 152H131V151H130ZM130 152H129V153H130ZM132 152H133V151H132ZM136 152H137V151H136ZM9 153H10V150H9ZM9 153H7L8 155L5 154V155H4V158H5V156H10L11 154L9 155ZM12 153H14V152L12 151ZM37 153H38V152H37ZM101 153H102V152H101ZM129 153H128V154H129ZM92 154H93V153H92ZM94 154H95V151H94ZM126 154H127V152H126ZM134 154H136V153H134ZM2 155H3V153H2ZM12 155H13V154H12ZM21 155H22V153H21ZM30 155H31V153H30ZM33 155H34V153H33ZM38 155H40V154H38ZM122 155H124V154H122ZM136 155H137V154H136ZM0 156H1V155H0ZM27 156H29V154H28ZM35 156H36V155H35ZM35 156H34V157H35ZM40 156H41V155H40ZM120 156H121V155H120ZM131 156H133V155L131 154ZM238 156H239V155H238ZM21 157H22V156H21ZM123 157H124V156H123ZM125 157H126V156H125ZM136 157H140V156L138 155V156H136ZM136 157H135V158H136ZM241 157H243V156L241 155ZM1 158H2V157H1ZM22 158H24V157H22ZM29 158H30V156H29ZM31 158H32V156H31ZM36 158H37V157H36ZM41 158H42V156H41ZM41 158H39L38 160H40ZM6 159H7V158H6ZM8 159H9V158H8ZM8 159H7V160H8ZM101 159H102V158H101ZM101 159H100V160H101ZM124 159H125V158H124ZM139 159H141V158H139ZM0 160H1V159H0ZM33 160H34V159H33ZM135 160H136V159H135ZM135 160L133 161L134 163H135ZM242 160H243V159H242ZM22 161H25V158L22 159ZM29 161H30V160H29ZM40 161H41V160H40ZM43 161H44V160H43ZM102 161H103V159H102ZM106 161H107V159H106ZM125 161H126V160H125ZM127 161H131V160H127ZM165 161H166V160H165ZM2 162H3V160H2ZM2 162H0V163H2ZM95 162H96V161H94L93 163H95ZM138 162H141V160H140V161L138 160ZM8 163H9V161H8ZM43 163H44V162H43ZM98 163H101V164H102V162H97V163H95V164H96V165H99ZM104 163H105V162L103 161V164H104ZM130 163H131V162H130ZM130 163H129V164H130ZM2 164H4V163H2ZM5 164L7 165V162H6ZM0 165H1V164H0ZM8 165H9V164H8ZM24 165H25V164H24ZM27 165H28V164H27ZM134 165H135V164H134ZM164 165H165V164H164ZM224 165H227V163L224 164ZM2 166H3V165H2ZM4 166H5V165H4ZM10 166H11V165H10ZM48 166H49V165H48ZM50 166L52 167V165H50ZM138 166H139V165H138ZM165 166H166V165H165ZM8 167H9V166H8ZM8 167H7V168H8ZM12 167H13V165H12ZM12 167H11V168H12ZM14 167H15V165H14ZM16 167H17V166H16ZM27 167H28V166H27ZM53 167H57V165L55 164V166H53ZM102 167H103V165H102ZM127 167H128V165H127ZM160 167H164V166H160ZM1 168H2V167H1ZM1 168H0V169H1ZM98 168H100V167H98ZM136 168H137V167H136ZM153 168H154V167H153ZM158 168H159V167H158ZM164 168H165V167H164ZM3 169H4V168H3ZM5 169H6V168H5ZM5 169H4V171L6 172ZM22 169H23V168H22ZM48 169H50V167H48ZM123 169H124V168H123ZM140 169H141V167H140ZM26 170H27V169H25V171H26ZM52 170H53V169H52ZM54 170H55V173H56V169H54ZM152 170H153V169H152ZM7 171H8V170H7ZM136 171H137V170H136ZM150 171H151V170H150ZM156 171H157V170H156ZM156 171H155V172H156ZM158 171H159V170H158ZM162 171H163V170H162ZM48 172H49V171H48ZM133 172H134V171H133ZM152 172H153V174L155 173L154 171H152ZM163 172H164V171H163ZM3 173H4V172H3ZM3 173H2V174H3ZM49 173H52V172H49ZM123 173H124V172H123ZM149 173H150V172H149ZM134 174H135V173H134ZM134 174H133V175H134ZM27 175H29V174H27ZM27 175H26V176H27ZM150 175H151V174H150ZM50 176H52V175H50ZM134 176H135V175H134ZM127 177H128V176H127ZM59 179H60V178H58V180H59ZM62 180H63V179H61V182H62ZM128 180H129V179H128ZM58 182H59V181H58ZM57 184H60V185H61V183H57ZM167 184H168V183H167ZM60 185H59V186H60ZM238 188H239V187H238ZM240 188H241V186H240ZM18 190L20 191V188H19ZM107 190H108V192H109L110 188H108ZM157 190H158V192H160V190H159L158 188H157ZM158 192H157V193H158ZM12 193H13V192H12ZM16 193H17V192H16ZM17 194H18V193H17ZM19 194L21 195L20 192H19ZM28 194H30V193H28ZM103 194L105 195V193H103ZM12 195H13V194H12ZM15 195H16V194H15ZM20 195H19V196H20ZM22 195H23V194H22ZM30 195H31V194H30ZM159 195H160V194H159ZM17 196H18V195L14 196V197L16 198ZM28 196H29V195H28ZM160 196H161V195H160ZM20 197H22V196H20ZM18 198H19V197H18ZM28 198H30V197H28ZM28 198H26V199H28ZM34 198H35V197H34ZM105 198H106V197H105ZM13 199H14V198H13ZM20 199H21V198H20ZM23 199H25V196H24ZM109 199H112V198L109 197ZM16 200H18V199L16 198ZM28 200L30 201V199H28ZM28 200H27V201H28ZM31 200H33V199L31 198ZM35 200H36V198H35ZM105 200H106V199H105ZM21 201H22V199H21ZM107 201H108V197H107ZM109 201H111V200H109ZM114 201H115V199H114ZM14 202H16V201H14ZM19 202H20V200H19ZM31 202H32V201H31ZM31 202H30V203H31ZM37 202H38V201H37ZM17 203H18V202H17ZM17 203H16V204H17ZM22 203L24 204L25 202H22ZM22 203H20V204H22ZM30 203H29V204H30ZM62 203H63V202H62ZM109 203H110V202H108V204H109ZM115 203H116V202H115ZM37 204H39V203H37ZM104 204H105V202H104ZM32 205L34 206V202L32 203ZM32 205H31V206H32ZM39 205H40V204H39ZM41 205H42V204H41ZM59 205H60V204H59ZM61 205H62V204H61ZM65 205H66V203H65ZM110 205H111V203H110ZM110 205H109V206H110ZM115 205H116V204H115ZM26 206H27V205H26ZM28 206H29V205H28ZM37 206H38V205H37ZM63 206H64V205H63ZM111 206H112V208H113V204H112ZM20 207H23V206H20ZM40 207L43 208L42 206H40ZM60 207H61V206H60ZM66 207H67V206H66ZM18 208H19V207H18ZM32 208H33V207H32ZM62 208H63V207H62ZM108 208H109V207H108ZM110 208H111V207H110ZM25 209H26V208H25ZM27 209H29V208H27ZM26 211H27V210H26ZM26 211L24 210V212H26ZM21 212H22V211H21ZM27 213L29 214V212H27ZM22 214H23V213H22ZM22 214H21V215H22ZM126 214H129V213H124V215H126ZM124 215H123V216H124ZM23 216H24V215H23ZM26 216H27V215H26ZM26 216H24V217H26ZM29 216H30V215H29ZM127 216H128V215H127ZM30 217H31V216H30ZM263 217H264V212H263ZM28 218H29V217H28ZM31 218H32V217H31ZM25 219H26V218H25ZM32 219H33V218H32ZM27 220H28V219H27ZM27 220H26V221H27ZM29 220H30V219H29ZM31 222H32V220H31ZM31 222H29V223H31ZM26 223H27V222H26ZM158 233H159V232H158ZM158 233H157V234H158ZM47 235H48V234H47ZM50 235H51V234H50ZM52 235H53V233H52ZM52 235H51V236H52ZM53 236H54V235H53ZM157 236H158V235H157ZM160 236H161V235H160ZM162 237H163V236H162ZM42 238H43V237H42ZM44 238H45V237H44ZM50 238L52 239V237H50ZM53 238H54V237H53ZM63 238H64V237H63ZM157 238H159V236H158ZM160 238H161V237H160ZM66 239H67V236H66ZM47 240H48V238H47ZM49 240H50V239H49ZM54 240H56V238H54ZM56 241H57V240H56ZM45 242H46V240H45ZM57 243H59V242L57 241ZM62 243H63V242H62ZM97 244H98V243H97ZM98 246H99V245H98ZM95 247L97 248V246H95ZM52 258L54 259V264H55V263H58V262L61 263L62 261L69 262V264H93V263L96 264V263H95V260H93L94 258H93V259H92V258H91V259H90V258H79V257H77V256L75 257V256L70 255V254H69V255H65V256H61V255L59 256V255H58V256H54V257H52ZM60 261H61V262H60ZM97 261H98V260H97ZM97 261H96V262H97ZM104 261H105V260H104ZM99 262H100V261H98V264H99ZM101 262H102V261H101ZM106 262H108V261H105V263H106ZM62 263H63V262H62ZM102 263H104V262H102ZM105 263H104V264H105ZM108 263H110V261H109ZM106 264H107V263H106Z\"/></svg>","mask_w":264,"mask_h":264}]
</instances>
